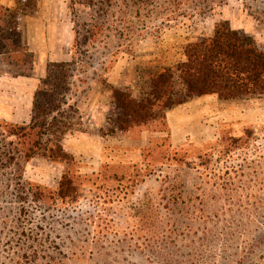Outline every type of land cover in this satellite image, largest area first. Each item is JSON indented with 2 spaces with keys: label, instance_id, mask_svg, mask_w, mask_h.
<instances>
[{
  "label": "rangeland",
  "instance_id": "374dc122",
  "mask_svg": "<svg viewBox=\"0 0 264 264\" xmlns=\"http://www.w3.org/2000/svg\"><path fill=\"white\" fill-rule=\"evenodd\" d=\"M105 3L71 10L80 36L104 24L75 55L83 113L104 90L103 71L131 56L143 63L145 48L165 53L209 35L217 20L264 44V0ZM228 107L222 143L184 147L174 161L164 137L146 158L106 144L101 173H87L76 203L37 199V190L57 185L56 163L35 157L21 169L1 167L0 264H264V98Z\"/></svg>",
  "mask_w": 264,
  "mask_h": 264
},
{
  "label": "trees",
  "instance_id": "16d2710c",
  "mask_svg": "<svg viewBox=\"0 0 264 264\" xmlns=\"http://www.w3.org/2000/svg\"><path fill=\"white\" fill-rule=\"evenodd\" d=\"M105 2L110 0H70L69 6L73 10L76 4L96 7ZM35 7L36 0H15L12 8L0 5V63L4 66L0 72L30 74L33 55L23 42L20 21L23 15L35 13ZM90 27L85 30L87 34L80 36L75 22L71 61L47 64L45 76L33 95L29 122H0V168L21 169L23 163L35 157L61 167L54 188L44 186L35 192L39 200L76 203L79 187L89 176L80 172L78 162L64 149L63 142L68 133L87 132L77 102L71 101L70 96L77 48L88 44V39L100 33L104 24L98 20ZM182 55L183 60L172 66L137 67L134 85L115 86L100 79L108 94L104 97L107 112L99 134L112 137L148 124H155L167 134L166 112L203 95L215 94L223 105L264 98V44L245 31L231 28L227 20L214 22L211 34L182 44ZM223 139L221 135L211 145L222 143ZM157 140L142 151L144 158L157 147ZM229 141L233 144L238 140L232 136ZM164 142L168 146L167 136ZM167 151L174 161L177 152L169 150V146ZM17 178L21 176L17 174Z\"/></svg>",
  "mask_w": 264,
  "mask_h": 264
},
{
  "label": "crops",
  "instance_id": "0c3cea01",
  "mask_svg": "<svg viewBox=\"0 0 264 264\" xmlns=\"http://www.w3.org/2000/svg\"><path fill=\"white\" fill-rule=\"evenodd\" d=\"M69 2L70 0H36L35 13L21 17L20 30L23 42L33 55L32 69L29 75L0 73V122L28 123L33 95L39 80L45 76L47 64L71 61L75 30ZM0 5L12 8L15 0H0ZM168 49L169 52L157 54L156 51L148 52L145 48L142 51L144 54H140V57L146 58L143 63H138L137 57H126L119 68L113 66L108 71H103V79L115 86L134 85L137 67L172 66L183 60L182 45L178 44L175 48L168 46ZM132 63L135 66L130 69ZM80 86L81 83L78 84L72 78L70 98L71 101L77 102L78 108L80 99L73 94V91L79 95ZM107 94L105 89L96 93L91 100L90 108L85 113L80 112L87 132L68 133L64 138V149L71 153L77 162L80 160L79 170L83 174H95L101 171L106 144L122 145L123 155L127 156L131 155L132 150H137L139 156L143 158L142 151L149 147L153 140L167 136L168 146L175 152L184 147L206 151L207 144L219 138L222 129L220 118L229 108V105L221 104L215 94L203 95L166 112L167 134L159 131L155 124H148L112 137H102L99 128L103 126L107 112V105L104 103ZM212 116L214 120L207 123V118ZM82 162L84 164L81 165ZM83 165H87L84 172Z\"/></svg>",
  "mask_w": 264,
  "mask_h": 264
}]
</instances>
